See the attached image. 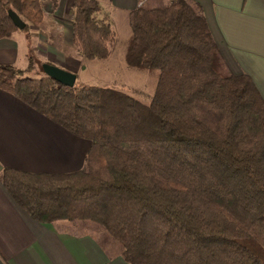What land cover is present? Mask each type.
<instances>
[{
	"label": "trees",
	"instance_id": "trees-1",
	"mask_svg": "<svg viewBox=\"0 0 264 264\" xmlns=\"http://www.w3.org/2000/svg\"><path fill=\"white\" fill-rule=\"evenodd\" d=\"M69 11L77 53L107 58L114 32L98 2L71 0ZM43 15L41 0H0V38L22 31L26 40L25 68L0 64V89L89 147L68 173L3 167L12 200L40 223L95 224L129 264H264V101L247 75L229 71L200 6L168 0L128 12L124 64L157 72L147 104L45 76L28 36Z\"/></svg>",
	"mask_w": 264,
	"mask_h": 264
},
{
	"label": "crops",
	"instance_id": "crops-1",
	"mask_svg": "<svg viewBox=\"0 0 264 264\" xmlns=\"http://www.w3.org/2000/svg\"><path fill=\"white\" fill-rule=\"evenodd\" d=\"M110 26L127 21L140 3L163 6L168 0H96ZM197 3L210 35L229 69L245 74L264 101V0H191ZM71 0H56L51 15L30 26L36 50H58L71 44L70 21H62ZM44 45V46H43ZM73 47V46H72ZM25 60V61H24ZM26 66L22 31L0 38V64ZM89 141L51 122L10 93L0 89V171L3 167L30 173H68L83 167ZM120 246L91 222L31 219L0 182V264H129Z\"/></svg>",
	"mask_w": 264,
	"mask_h": 264
},
{
	"label": "rangeland",
	"instance_id": "rangeland-1",
	"mask_svg": "<svg viewBox=\"0 0 264 264\" xmlns=\"http://www.w3.org/2000/svg\"><path fill=\"white\" fill-rule=\"evenodd\" d=\"M45 16L51 15L53 5L51 0H41ZM149 7L148 4H145ZM70 11L65 7L63 23L70 21ZM30 28V27H29ZM114 40L109 48V55L103 60H86L70 45L60 42L58 50H36L35 44L29 41V51L39 62H49L76 75L74 84H90L116 89L130 95L139 102L147 104L156 83V71H137L127 68L123 61L126 38L130 33L127 21L112 25ZM44 46V45H43ZM25 61V60H24ZM23 69L24 62L16 63ZM38 70L37 63L34 66Z\"/></svg>",
	"mask_w": 264,
	"mask_h": 264
},
{
	"label": "water",
	"instance_id": "water-1",
	"mask_svg": "<svg viewBox=\"0 0 264 264\" xmlns=\"http://www.w3.org/2000/svg\"><path fill=\"white\" fill-rule=\"evenodd\" d=\"M7 14L17 29L21 30L24 28L25 23L15 14V12L8 9ZM40 67H41L42 73L45 76L50 77L57 83L64 85V86H68V87L73 86L75 79H76V75L74 73L69 72L65 69H62L53 64H49L47 62H42L40 64Z\"/></svg>",
	"mask_w": 264,
	"mask_h": 264
}]
</instances>
